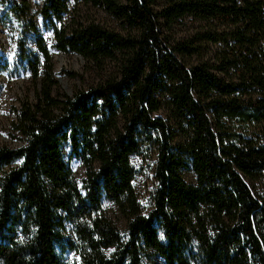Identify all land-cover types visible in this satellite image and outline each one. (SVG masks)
Instances as JSON below:
<instances>
[{"label":"trees","instance_id":"16d2710c","mask_svg":"<svg viewBox=\"0 0 264 264\" xmlns=\"http://www.w3.org/2000/svg\"><path fill=\"white\" fill-rule=\"evenodd\" d=\"M6 1L36 89L12 122L24 143L0 145V264H264V196L248 182L264 178V0H73L117 28L63 25L68 0H44L54 47L101 74L71 95L55 92L30 2ZM186 17L204 26L176 39ZM132 158L155 181L146 203Z\"/></svg>","mask_w":264,"mask_h":264},{"label":"rangeland","instance_id":"374dc122","mask_svg":"<svg viewBox=\"0 0 264 264\" xmlns=\"http://www.w3.org/2000/svg\"><path fill=\"white\" fill-rule=\"evenodd\" d=\"M36 15V26L38 32L43 36L52 57L53 71L57 79L55 92L57 94L71 95L79 88H86L96 83L100 78V73L87 64L78 54L69 52L64 53L54 47V34L52 27L38 13L44 0H28ZM69 11L65 15L66 25L73 17L80 16L82 19H93L107 27L117 28L116 21L108 14L96 8H86L85 6H76L73 0H68ZM80 10V11H79ZM60 25V24H59ZM58 25V26H59ZM204 26L194 18L186 17L174 25L173 36L176 39H185L193 35ZM18 32L16 21L10 14L6 0H0V145L17 147L24 143L22 135L12 128V122L15 120V111L24 99L33 100L36 89L35 83L30 79L25 68V63L17 57ZM207 51L206 57L212 56L217 49L216 46L204 47ZM68 157L70 150L64 149ZM132 165L136 169L133 180L134 188L141 202L146 203L150 192L154 187V178L152 172L138 158L131 159ZM19 161L13 165H18ZM69 165L78 182L82 185V179L85 175V167L76 157L69 159ZM187 182L194 181V175L190 171L184 172ZM251 187L261 196H264V178L254 182L248 181ZM107 215L115 223L118 229L123 232L125 221L118 213L116 208L109 203H105ZM65 260L73 261L76 258L74 251H68L65 254ZM158 264H161L160 262Z\"/></svg>","mask_w":264,"mask_h":264}]
</instances>
